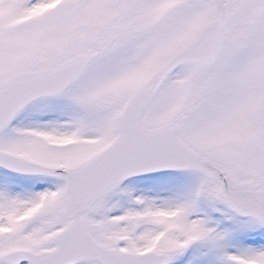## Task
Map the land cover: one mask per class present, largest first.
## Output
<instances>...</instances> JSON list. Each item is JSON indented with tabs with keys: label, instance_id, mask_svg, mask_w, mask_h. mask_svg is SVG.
Returning <instances> with one entry per match:
<instances>
[{
	"label": "snow or ice",
	"instance_id": "snow-or-ice-1",
	"mask_svg": "<svg viewBox=\"0 0 264 264\" xmlns=\"http://www.w3.org/2000/svg\"><path fill=\"white\" fill-rule=\"evenodd\" d=\"M0 264H264V0H0Z\"/></svg>",
	"mask_w": 264,
	"mask_h": 264
}]
</instances>
